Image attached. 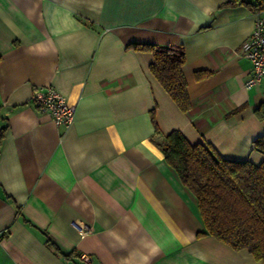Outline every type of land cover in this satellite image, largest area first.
<instances>
[{
	"label": "crops",
	"instance_id": "obj_1",
	"mask_svg": "<svg viewBox=\"0 0 264 264\" xmlns=\"http://www.w3.org/2000/svg\"><path fill=\"white\" fill-rule=\"evenodd\" d=\"M228 1L0 0V264H262L197 236L196 198L156 144L179 130L264 159V81L244 86L256 14ZM131 42L183 47L188 112ZM47 84L75 106L70 126L30 101Z\"/></svg>",
	"mask_w": 264,
	"mask_h": 264
},
{
	"label": "trees",
	"instance_id": "obj_2",
	"mask_svg": "<svg viewBox=\"0 0 264 264\" xmlns=\"http://www.w3.org/2000/svg\"><path fill=\"white\" fill-rule=\"evenodd\" d=\"M225 4L246 6L253 13L264 11V0H229ZM126 48L151 53V74L181 111L191 109L182 46L131 42ZM256 114L264 117V105ZM156 144L196 198L204 226L197 236L209 235L234 250L245 249L264 264V159L256 164L223 158L211 145L190 143L179 130H171ZM253 145L264 155V135Z\"/></svg>",
	"mask_w": 264,
	"mask_h": 264
},
{
	"label": "built area",
	"instance_id": "obj_3",
	"mask_svg": "<svg viewBox=\"0 0 264 264\" xmlns=\"http://www.w3.org/2000/svg\"><path fill=\"white\" fill-rule=\"evenodd\" d=\"M253 28L243 44L244 56L250 62V72L244 86L251 88L264 81V17L255 13ZM30 101L42 113L48 114L56 126L68 127L75 117V106L66 103L64 96L51 84L38 85L32 91ZM89 230L87 225H81L80 232L84 235ZM82 264H89L91 257L81 253Z\"/></svg>",
	"mask_w": 264,
	"mask_h": 264
}]
</instances>
